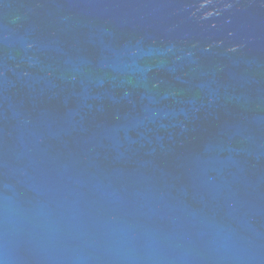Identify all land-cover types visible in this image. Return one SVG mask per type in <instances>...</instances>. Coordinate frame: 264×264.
I'll use <instances>...</instances> for the list:
<instances>
[{"label":"water","instance_id":"1","mask_svg":"<svg viewBox=\"0 0 264 264\" xmlns=\"http://www.w3.org/2000/svg\"><path fill=\"white\" fill-rule=\"evenodd\" d=\"M0 264H264V0H0Z\"/></svg>","mask_w":264,"mask_h":264}]
</instances>
